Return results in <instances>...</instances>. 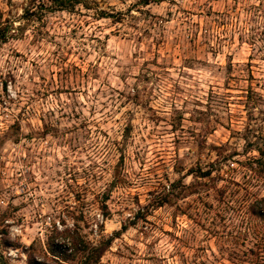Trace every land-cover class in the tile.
<instances>
[{"label": "rangeland", "instance_id": "obj_1", "mask_svg": "<svg viewBox=\"0 0 264 264\" xmlns=\"http://www.w3.org/2000/svg\"><path fill=\"white\" fill-rule=\"evenodd\" d=\"M50 2L0 0V259L264 264V0Z\"/></svg>", "mask_w": 264, "mask_h": 264}, {"label": "trees", "instance_id": "obj_2", "mask_svg": "<svg viewBox=\"0 0 264 264\" xmlns=\"http://www.w3.org/2000/svg\"><path fill=\"white\" fill-rule=\"evenodd\" d=\"M151 1H161V0H142V2L144 4H148ZM80 2H82V0H51V2H50L51 5H47L46 7L51 8V9H67V8L73 7L75 4H78ZM257 205H258V210H259L260 214L264 217V198L259 199L257 201ZM124 230H126V227L122 226L120 231H124ZM120 231H116L115 234H119ZM110 240H111V238L106 240V246L109 245ZM76 241L83 243L81 241V239H79V237H78V240H76ZM76 241H73V242L77 243ZM78 250L85 252L87 250V247H86V245H83V247L81 249H78ZM93 250L95 251L94 256H95L96 260H98L97 259V258H99L98 254L100 256L101 252H103V250H104V247L103 248H100V247L93 248ZM86 262H87L86 264H91L90 263L91 261L90 262L86 261Z\"/></svg>", "mask_w": 264, "mask_h": 264}, {"label": "water", "instance_id": "obj_3", "mask_svg": "<svg viewBox=\"0 0 264 264\" xmlns=\"http://www.w3.org/2000/svg\"><path fill=\"white\" fill-rule=\"evenodd\" d=\"M0 263H1V264H5V263L3 262V260H1V259H0Z\"/></svg>", "mask_w": 264, "mask_h": 264}]
</instances>
